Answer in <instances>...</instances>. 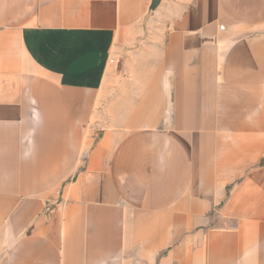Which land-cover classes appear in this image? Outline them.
Segmentation results:
<instances>
[{
    "label": "crops",
    "instance_id": "obj_1",
    "mask_svg": "<svg viewBox=\"0 0 264 264\" xmlns=\"http://www.w3.org/2000/svg\"><path fill=\"white\" fill-rule=\"evenodd\" d=\"M0 264H264V0H0Z\"/></svg>",
    "mask_w": 264,
    "mask_h": 264
},
{
    "label": "water",
    "instance_id": "obj_2",
    "mask_svg": "<svg viewBox=\"0 0 264 264\" xmlns=\"http://www.w3.org/2000/svg\"><path fill=\"white\" fill-rule=\"evenodd\" d=\"M154 1H155V3L158 2V0H154Z\"/></svg>",
    "mask_w": 264,
    "mask_h": 264
}]
</instances>
